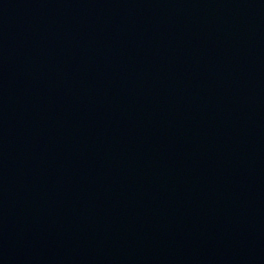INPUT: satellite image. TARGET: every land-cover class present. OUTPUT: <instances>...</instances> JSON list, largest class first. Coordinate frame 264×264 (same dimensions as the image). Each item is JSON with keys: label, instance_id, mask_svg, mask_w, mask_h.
I'll list each match as a JSON object with an SVG mask.
<instances>
[{"label": "water", "instance_id": "95a60500", "mask_svg": "<svg viewBox=\"0 0 264 264\" xmlns=\"http://www.w3.org/2000/svg\"><path fill=\"white\" fill-rule=\"evenodd\" d=\"M0 264H264V0H0Z\"/></svg>", "mask_w": 264, "mask_h": 264}]
</instances>
